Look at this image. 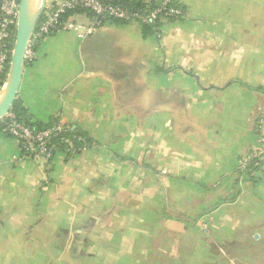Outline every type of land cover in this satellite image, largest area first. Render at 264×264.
Returning a JSON list of instances; mask_svg holds the SVG:
<instances>
[{
	"label": "crops",
	"instance_id": "crops-1",
	"mask_svg": "<svg viewBox=\"0 0 264 264\" xmlns=\"http://www.w3.org/2000/svg\"><path fill=\"white\" fill-rule=\"evenodd\" d=\"M178 1L183 16L157 29L88 33L79 12L24 63L25 112L90 142L47 160L0 133V248L14 264H264V174L237 167L264 146V0Z\"/></svg>",
	"mask_w": 264,
	"mask_h": 264
},
{
	"label": "built area",
	"instance_id": "built-area-1",
	"mask_svg": "<svg viewBox=\"0 0 264 264\" xmlns=\"http://www.w3.org/2000/svg\"><path fill=\"white\" fill-rule=\"evenodd\" d=\"M148 0H145L146 3ZM67 12H70L67 14ZM82 12L89 16L86 31L91 33L104 21L139 22L141 25L157 29L163 20H178L183 8L178 0H157L153 8L132 9L116 0H46L43 12L25 51V62L36 57V47L40 41L59 30L79 27L73 21ZM19 14V0H0V82L5 81L13 49ZM66 16V17H65ZM1 88V86H0ZM4 118L5 121L3 120ZM1 120V131L14 138L24 155L33 158L51 159L57 150L65 154L73 153L75 147L69 138L61 134L69 129L66 123L57 121L51 125L35 129L15 117L10 111ZM65 146L63 149L60 145ZM238 169L252 177L264 174V146L242 154L237 160Z\"/></svg>",
	"mask_w": 264,
	"mask_h": 264
},
{
	"label": "water",
	"instance_id": "water-1",
	"mask_svg": "<svg viewBox=\"0 0 264 264\" xmlns=\"http://www.w3.org/2000/svg\"><path fill=\"white\" fill-rule=\"evenodd\" d=\"M45 1L39 0L38 6H35L34 0H19V14L13 49L6 78L0 88L1 91L4 87L0 96V120L7 115L17 98L25 63V51L43 12Z\"/></svg>",
	"mask_w": 264,
	"mask_h": 264
},
{
	"label": "trees",
	"instance_id": "trees-1",
	"mask_svg": "<svg viewBox=\"0 0 264 264\" xmlns=\"http://www.w3.org/2000/svg\"><path fill=\"white\" fill-rule=\"evenodd\" d=\"M116 1L132 9H137V10H142L144 7L153 8L157 4V0H149L146 3L144 2V0H116ZM68 13L70 12H67V14ZM143 26L145 30H148L151 28L150 26H146V25H143ZM2 84L3 82H0V86H2ZM10 112L13 113L17 119L24 121L26 124L30 125L31 127L35 129L43 128V127L51 125V123L57 122L55 121V119H52L48 122H41L36 119H33V117H31L29 114L25 112V110L22 108L17 98L14 101L12 108L10 109ZM5 119L6 118H4L3 120L5 121ZM3 120H0V131L4 123ZM61 136L71 139L75 147V150L73 151V153L79 152L82 146H85V144H89L90 142L89 137H87V135L81 129L74 128L72 125H69V129L63 132ZM60 147H62L63 149L65 148L64 144L63 145L61 144ZM68 154L70 153H67V155Z\"/></svg>",
	"mask_w": 264,
	"mask_h": 264
},
{
	"label": "rangeland",
	"instance_id": "rangeland-1",
	"mask_svg": "<svg viewBox=\"0 0 264 264\" xmlns=\"http://www.w3.org/2000/svg\"><path fill=\"white\" fill-rule=\"evenodd\" d=\"M39 0H34V5L38 6ZM22 106V105H21ZM0 133L4 134L2 131ZM6 135V134H5ZM86 146L88 144H85ZM84 146L81 147L83 149ZM85 148V147H84ZM47 233L48 230L46 229ZM2 242L0 241V245ZM30 261L31 259L34 260L31 264H86L82 259L71 260V258L67 255L62 256H55L53 254H43V255H31L25 257ZM20 257L12 256L9 254H3L0 248V264H14L15 260L18 262ZM25 260V259H24ZM31 262V261H30ZM88 264V263H87Z\"/></svg>",
	"mask_w": 264,
	"mask_h": 264
},
{
	"label": "bare ground",
	"instance_id": "bare-ground-1",
	"mask_svg": "<svg viewBox=\"0 0 264 264\" xmlns=\"http://www.w3.org/2000/svg\"><path fill=\"white\" fill-rule=\"evenodd\" d=\"M3 91H4V87L0 91V96L2 95Z\"/></svg>",
	"mask_w": 264,
	"mask_h": 264
}]
</instances>
